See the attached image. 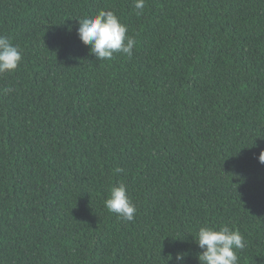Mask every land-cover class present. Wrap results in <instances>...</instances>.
Wrapping results in <instances>:
<instances>
[{
  "label": "trees",
  "instance_id": "trees-1",
  "mask_svg": "<svg viewBox=\"0 0 264 264\" xmlns=\"http://www.w3.org/2000/svg\"><path fill=\"white\" fill-rule=\"evenodd\" d=\"M134 3L0 0L23 51L0 75V264H200L205 223L264 264V0ZM100 10L128 26L131 58L80 40ZM120 183L134 221L105 207Z\"/></svg>",
  "mask_w": 264,
  "mask_h": 264
},
{
  "label": "clouds",
  "instance_id": "clouds-1",
  "mask_svg": "<svg viewBox=\"0 0 264 264\" xmlns=\"http://www.w3.org/2000/svg\"><path fill=\"white\" fill-rule=\"evenodd\" d=\"M134 7L137 15H142L146 0H135ZM78 23L80 40L85 45H90V52L98 61L111 60L117 53L129 58L133 56L137 40L128 34V26L115 11L100 10L93 15L78 17ZM22 58L20 46L14 44L8 35L0 34V75L15 72ZM12 91L14 89L8 87L3 89V94L7 95ZM258 159L264 164V150L260 151ZM104 203L109 212L115 213L124 222L135 220L137 205L124 183L112 186ZM194 236L202 250L198 253L200 264H239L238 253L246 247L245 238L239 229L227 224L217 227L205 223ZM187 255V252H177L174 257L176 264H185ZM169 257L170 260L173 258L171 254Z\"/></svg>",
  "mask_w": 264,
  "mask_h": 264
}]
</instances>
